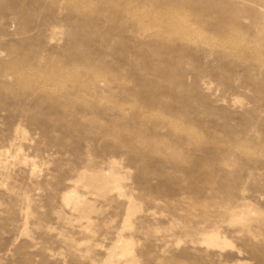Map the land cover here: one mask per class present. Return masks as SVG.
I'll list each match as a JSON object with an SVG mask.
<instances>
[{"label":"rangeland","instance_id":"374dc122","mask_svg":"<svg viewBox=\"0 0 264 264\" xmlns=\"http://www.w3.org/2000/svg\"><path fill=\"white\" fill-rule=\"evenodd\" d=\"M0 264H264V0H0Z\"/></svg>","mask_w":264,"mask_h":264}]
</instances>
